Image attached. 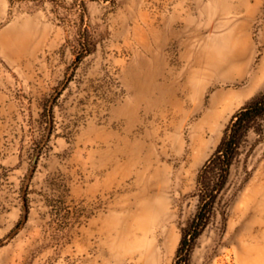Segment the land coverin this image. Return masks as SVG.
<instances>
[{
  "label": "rangeland",
  "instance_id": "obj_1",
  "mask_svg": "<svg viewBox=\"0 0 264 264\" xmlns=\"http://www.w3.org/2000/svg\"><path fill=\"white\" fill-rule=\"evenodd\" d=\"M262 90L264 0H0V264H174ZM187 264H264L254 131Z\"/></svg>",
  "mask_w": 264,
  "mask_h": 264
},
{
  "label": "trees",
  "instance_id": "obj_2",
  "mask_svg": "<svg viewBox=\"0 0 264 264\" xmlns=\"http://www.w3.org/2000/svg\"><path fill=\"white\" fill-rule=\"evenodd\" d=\"M264 90L254 95L230 118L222 137L196 177L198 210L183 229L174 264H187L194 242L208 223L214 202L224 188L230 167L239 154L248 132L264 140Z\"/></svg>",
  "mask_w": 264,
  "mask_h": 264
},
{
  "label": "water",
  "instance_id": "obj_3",
  "mask_svg": "<svg viewBox=\"0 0 264 264\" xmlns=\"http://www.w3.org/2000/svg\"><path fill=\"white\" fill-rule=\"evenodd\" d=\"M35 165V157H34V160H33V163H32V168H33V166ZM31 171V170H30ZM26 218V207H25V204H24V200H23V217H22V221L24 220ZM15 232V231H14ZM13 232V233H14ZM12 233V234H13ZM11 234V235H12ZM1 244V243H0Z\"/></svg>",
  "mask_w": 264,
  "mask_h": 264
}]
</instances>
